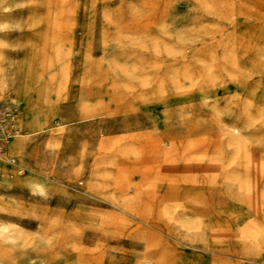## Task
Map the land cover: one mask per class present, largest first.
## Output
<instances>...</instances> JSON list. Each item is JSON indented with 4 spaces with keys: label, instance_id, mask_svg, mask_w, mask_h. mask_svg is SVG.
<instances>
[{
    "label": "rangeland",
    "instance_id": "374dc122",
    "mask_svg": "<svg viewBox=\"0 0 264 264\" xmlns=\"http://www.w3.org/2000/svg\"><path fill=\"white\" fill-rule=\"evenodd\" d=\"M0 100V264H264V0H0Z\"/></svg>",
    "mask_w": 264,
    "mask_h": 264
},
{
    "label": "built area",
    "instance_id": "2783aa9c",
    "mask_svg": "<svg viewBox=\"0 0 264 264\" xmlns=\"http://www.w3.org/2000/svg\"><path fill=\"white\" fill-rule=\"evenodd\" d=\"M16 113L17 111L14 108L6 107L0 102V151L5 148L7 139L16 131L14 125Z\"/></svg>",
    "mask_w": 264,
    "mask_h": 264
},
{
    "label": "bare ground",
    "instance_id": "6f19581e",
    "mask_svg": "<svg viewBox=\"0 0 264 264\" xmlns=\"http://www.w3.org/2000/svg\"><path fill=\"white\" fill-rule=\"evenodd\" d=\"M0 102L2 103V101L0 100ZM7 103V102H6ZM3 105H5L6 107H9V108H13V107H11V106H7L6 104H4V103H2ZM16 110V109H15ZM17 111V110H16ZM17 117H18V111H17V113H16V115H15V117H14V125H15V127H16V131H15V133L10 137V138H8L7 139V143H6V145L8 144V142L12 139V137L13 136H15L16 134H17V130H18V128H17ZM33 118V117H32ZM32 118H29L27 121H26V124H25V126L27 127V128H31L32 126H34V125H36L37 124V121L36 120H34V118L32 119ZM37 129V128H36ZM33 130H35V129H27V131H33ZM5 145V146H6ZM4 152V149L2 150V151H0V155L2 154ZM12 162H14L13 160H12ZM4 260H2L1 258H0V263L1 262H3Z\"/></svg>",
    "mask_w": 264,
    "mask_h": 264
},
{
    "label": "crops",
    "instance_id": "0c3cea01",
    "mask_svg": "<svg viewBox=\"0 0 264 264\" xmlns=\"http://www.w3.org/2000/svg\"><path fill=\"white\" fill-rule=\"evenodd\" d=\"M33 117V116H32ZM31 117V118H32ZM30 117H26V120L25 122L23 123L24 126L26 124V121L29 119ZM26 127V126H25ZM26 132H30V131H27ZM21 136H18L16 138H14L8 145H7V149H8V152L11 154V153H16V151L18 150L19 148V144L21 142Z\"/></svg>",
    "mask_w": 264,
    "mask_h": 264
}]
</instances>
